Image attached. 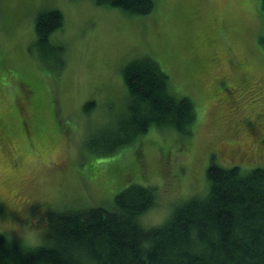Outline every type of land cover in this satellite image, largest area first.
<instances>
[{
	"label": "rangeland",
	"instance_id": "obj_1",
	"mask_svg": "<svg viewBox=\"0 0 264 264\" xmlns=\"http://www.w3.org/2000/svg\"><path fill=\"white\" fill-rule=\"evenodd\" d=\"M59 9L51 42L64 64L49 68L33 49L40 10ZM262 0H155L146 15L94 0H0V232L22 215L104 206L132 183L154 188L144 227L209 191L207 168L264 167ZM151 56L170 90L194 102L192 133L151 126L110 154L89 148L126 111L124 66ZM89 101L95 105L85 109Z\"/></svg>",
	"mask_w": 264,
	"mask_h": 264
},
{
	"label": "trees",
	"instance_id": "obj_2",
	"mask_svg": "<svg viewBox=\"0 0 264 264\" xmlns=\"http://www.w3.org/2000/svg\"><path fill=\"white\" fill-rule=\"evenodd\" d=\"M134 15L153 10L155 0H94ZM264 8V0H262ZM64 24L59 9L40 10L33 49L49 68L64 64V46L51 35ZM264 43V36L261 38ZM126 111L116 126L91 137L89 148L110 154L133 143L151 126L191 134L197 112L192 99L175 95L169 76L151 56L123 69ZM89 101L85 109L94 106ZM209 191L176 205L163 224L144 227L140 217L156 204L152 187L132 183L111 208L89 206L49 210L51 244L24 249L0 232V264H264V167L246 171L214 161L207 168Z\"/></svg>",
	"mask_w": 264,
	"mask_h": 264
},
{
	"label": "clouds",
	"instance_id": "obj_3",
	"mask_svg": "<svg viewBox=\"0 0 264 264\" xmlns=\"http://www.w3.org/2000/svg\"><path fill=\"white\" fill-rule=\"evenodd\" d=\"M22 215V220L14 221L12 230L19 236L20 244L29 251L37 250L45 245V230L41 224L42 217L33 215L30 211L28 215Z\"/></svg>",
	"mask_w": 264,
	"mask_h": 264
},
{
	"label": "bare ground",
	"instance_id": "obj_4",
	"mask_svg": "<svg viewBox=\"0 0 264 264\" xmlns=\"http://www.w3.org/2000/svg\"><path fill=\"white\" fill-rule=\"evenodd\" d=\"M51 243H52V242H51ZM51 243H50V244H51Z\"/></svg>",
	"mask_w": 264,
	"mask_h": 264
}]
</instances>
